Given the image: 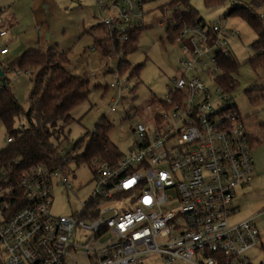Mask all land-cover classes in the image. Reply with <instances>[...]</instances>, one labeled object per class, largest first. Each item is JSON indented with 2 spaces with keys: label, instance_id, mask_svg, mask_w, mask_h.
<instances>
[{
  "label": "built area",
  "instance_id": "2783aa9c",
  "mask_svg": "<svg viewBox=\"0 0 264 264\" xmlns=\"http://www.w3.org/2000/svg\"><path fill=\"white\" fill-rule=\"evenodd\" d=\"M97 5L109 31L145 27L141 0ZM163 10L156 21L165 24L167 41L166 28L181 23L176 39L168 41L180 55L167 92L132 114L141 118L127 152L114 163L92 160L85 199L78 198L85 186L70 179L68 155L62 159L68 168L31 165L16 191L0 170V264H71L74 251L87 264H145L155 255L164 264H253L248 252L261 242L264 206L231 220L239 212L238 189L253 178L252 135L232 90L218 79L220 59L231 53L229 39L238 31L224 28L223 15L208 23L185 21L181 14L188 8L180 2ZM6 35L0 16V38ZM6 53L0 44V54ZM120 80L110 87L122 90ZM11 141L7 135L6 143ZM56 188L67 197V213L51 211Z\"/></svg>",
  "mask_w": 264,
  "mask_h": 264
},
{
  "label": "rangeland",
  "instance_id": "374dc122",
  "mask_svg": "<svg viewBox=\"0 0 264 264\" xmlns=\"http://www.w3.org/2000/svg\"><path fill=\"white\" fill-rule=\"evenodd\" d=\"M105 1L110 5L115 0ZM169 1L171 0H150L142 5V22L145 28L138 36L137 49L124 57L131 65L142 64L136 77L130 76L129 72H123L119 76L117 63L122 55L116 53L106 57L95 44L94 38L101 33L97 0H0L1 17L8 20L4 25L8 35L0 38V44L8 47V53L0 54L1 64H8L31 48L46 51L57 46L59 51L68 53V61L64 66L72 74H86L89 80L88 98L72 110L74 120L64 127L63 135L56 141L60 155L64 156L67 151L70 152L68 157L80 155L102 117L111 124L107 135L120 152L125 153L132 146L133 127L141 118H133L132 114L142 112V108L152 97H164L180 55L178 48L165 38V24L156 21L162 17L160 6ZM188 2L205 23L222 16L231 4V0L209 6L203 0ZM251 2L252 0H234V3L246 5ZM255 10L264 17V2L255 7ZM137 13L136 6L132 13L134 18ZM136 20L131 21L132 26ZM224 28L238 31L236 37L229 39L231 55L238 63V68L231 74L236 82L232 90L233 104L241 116L250 119L257 126L253 132L256 140L252 150L254 180L238 189L235 203L239 206V212L231 219L239 221L250 217L264 206V67L254 70L247 62L255 54L251 44L257 36L245 20L238 15L227 16ZM176 45L180 46L177 42ZM16 70V67L10 69L5 76L17 100L27 110L30 106L28 94L33 74L30 71L16 73ZM119 78L122 90L117 86L110 87V83H116ZM129 88L133 91L130 92ZM23 122L25 121L22 119L17 120L16 124ZM61 125L62 123L58 126ZM78 141L79 148L71 150ZM5 145L6 131L0 125V149ZM70 168L73 185L85 186L78 198L85 199L92 189V183H88L92 176L91 170L82 162H71ZM76 202L79 205L80 202ZM51 211L57 214L68 211L67 197L60 188L53 190ZM259 228L261 242L248 252L253 264H264V223H260ZM72 259L71 264H87L86 256L81 252L74 251ZM145 264L164 262L160 256L155 255L147 257ZM174 264L190 263L177 259Z\"/></svg>",
  "mask_w": 264,
  "mask_h": 264
},
{
  "label": "trees",
  "instance_id": "16d2710c",
  "mask_svg": "<svg viewBox=\"0 0 264 264\" xmlns=\"http://www.w3.org/2000/svg\"><path fill=\"white\" fill-rule=\"evenodd\" d=\"M141 1L144 4L150 0ZM222 1L203 0L207 6ZM177 2L188 8L187 12L181 14L185 21L204 22L188 0H171L165 5ZM263 2L264 0H252L249 5L234 3L223 13L224 17L238 15L255 32L257 39L251 44L255 54L247 59L254 70L264 67V17L255 10V7ZM163 6H160L162 11ZM180 25L181 23H178L172 31L169 30V26L166 28L170 34L168 41L176 39L175 29ZM98 26L101 33L94 38V42L101 53L106 57L120 53L122 56L118 59L117 72L120 75L129 72L130 76L138 77L142 64L131 65L124 57L137 49L138 36L145 27H126L119 31H109L101 22ZM124 35L127 36L126 39L122 38ZM67 61L68 53L61 52L57 46H53L46 51L31 48L8 64L0 63L4 76L14 67L18 72L30 71L33 74L28 94L30 106L27 110L17 100L7 77L5 76L7 83L5 87L0 81V125L4 127L6 136L12 137V141L0 149V170L6 172V184L15 191L20 177L35 163H46L53 168H68V164L62 163V159L66 155L70 156V152L67 151L64 156L60 155L56 141L63 135L64 127L74 120L72 110L88 98L90 83L86 74H72L64 66ZM219 65L222 67V74L218 78L221 86L233 90L236 82L231 74L238 68L236 58L230 53L220 59ZM136 81L138 82V79ZM132 88H129L130 92L133 91ZM21 119L25 122L17 125V120ZM60 123L62 125L58 126ZM110 128L111 124L102 117L92 132L85 150L80 155L70 157V163L82 162L91 166L92 160L96 158L114 163L122 152L109 139L107 134ZM79 142L75 143L71 150L79 148Z\"/></svg>",
  "mask_w": 264,
  "mask_h": 264
},
{
  "label": "crops",
  "instance_id": "0c3cea01",
  "mask_svg": "<svg viewBox=\"0 0 264 264\" xmlns=\"http://www.w3.org/2000/svg\"><path fill=\"white\" fill-rule=\"evenodd\" d=\"M0 16H2L1 15V11H0ZM4 20V19H3ZM8 20H4V25H5V23L7 22ZM7 35H8V32H7ZM6 35V36H7ZM7 54V53H6ZM247 123H248V126H249V128H250V130H251V135H252V141H253V145H254V143H255V137H254V134H253V132H254V130L257 128V126L256 125H254V124H252L251 122H250V119H247ZM252 150H253V147H252ZM254 176L255 175H253V178H252V180L251 181H253L254 180Z\"/></svg>",
  "mask_w": 264,
  "mask_h": 264
},
{
  "label": "water",
  "instance_id": "95a60500",
  "mask_svg": "<svg viewBox=\"0 0 264 264\" xmlns=\"http://www.w3.org/2000/svg\"><path fill=\"white\" fill-rule=\"evenodd\" d=\"M0 81L2 83V86L5 87L7 83H6L5 76L1 68H0Z\"/></svg>",
  "mask_w": 264,
  "mask_h": 264
},
{
  "label": "snow or ice",
  "instance_id": "6c2138e0",
  "mask_svg": "<svg viewBox=\"0 0 264 264\" xmlns=\"http://www.w3.org/2000/svg\"><path fill=\"white\" fill-rule=\"evenodd\" d=\"M147 202V201H146Z\"/></svg>",
  "mask_w": 264,
  "mask_h": 264
}]
</instances>
